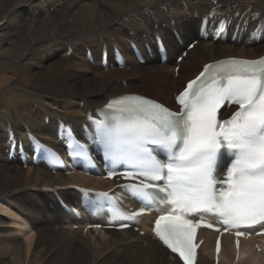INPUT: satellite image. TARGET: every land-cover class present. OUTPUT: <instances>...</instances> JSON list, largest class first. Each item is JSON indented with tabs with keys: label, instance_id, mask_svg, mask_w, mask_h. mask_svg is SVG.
I'll use <instances>...</instances> for the list:
<instances>
[{
	"label": "bare ground",
	"instance_id": "bare-ground-1",
	"mask_svg": "<svg viewBox=\"0 0 264 264\" xmlns=\"http://www.w3.org/2000/svg\"><path fill=\"white\" fill-rule=\"evenodd\" d=\"M204 17L208 35L200 37ZM223 17L232 21L229 35L215 38L211 22ZM157 36L166 46L167 63L159 62ZM193 40L197 44L178 63ZM130 42L143 53L144 64ZM114 46L123 51L126 67L116 66ZM106 51L108 67L102 63ZM263 53L264 0H0V212L25 234L36 232L27 236L25 248L0 213V264H25L24 252L29 255L32 246L28 264H181L152 235L146 216L138 224L143 236L134 229H90L84 236L86 225L99 222L81 209L78 186L110 189L116 183L76 172L53 173L41 164L24 167L19 158L9 159L7 132L13 129L22 140L33 133L61 150L56 141L60 120L80 134L96 109L127 93L174 106L175 94L204 64ZM57 196L79 208L80 217L66 212ZM75 225L80 229L73 230ZM201 236L197 264H214L215 233L203 230ZM255 241H243L235 260L232 239L225 236L219 264H264V239L258 240L262 252Z\"/></svg>",
	"mask_w": 264,
	"mask_h": 264
},
{
	"label": "snow or ice",
	"instance_id": "snow-or-ice-1",
	"mask_svg": "<svg viewBox=\"0 0 264 264\" xmlns=\"http://www.w3.org/2000/svg\"><path fill=\"white\" fill-rule=\"evenodd\" d=\"M206 67L211 71L212 66ZM215 67L210 82L194 88L205 76L202 72L179 94V112L144 98L120 97L117 104L123 106L116 123L95 130L105 160L131 163L139 170L126 177L139 176V185L126 186L134 196L142 190L167 193L161 203L171 204V213L179 210L180 215H161L154 231L186 261L191 248L186 255L185 245L192 233L187 212L220 214L226 223H264V60H231ZM233 103L238 111L218 121V110ZM10 140L14 143V133ZM157 153L165 158L158 159ZM225 159V176L217 179ZM162 177L164 187L144 183ZM139 199L151 206L155 197L145 192Z\"/></svg>",
	"mask_w": 264,
	"mask_h": 264
},
{
	"label": "rangeland",
	"instance_id": "rangeland-1",
	"mask_svg": "<svg viewBox=\"0 0 264 264\" xmlns=\"http://www.w3.org/2000/svg\"><path fill=\"white\" fill-rule=\"evenodd\" d=\"M175 1V0H174ZM99 9H104V8H99ZM193 15H194V17H195V14L193 13ZM183 39V38H182ZM123 40V38L119 41V40H117V42H121ZM193 41H195V40H193ZM193 41H191V42H193ZM205 53V52H204ZM202 54V53H201ZM180 56V55H179ZM202 56H203V54H202ZM177 73H176V76H175V78H177ZM182 83H183V81H182ZM182 85V84H181ZM151 92H154L155 93V95L158 97L159 95H158V93H157V91L156 90H151ZM0 213H2V212H0ZM4 213H2V215H3ZM4 216L6 217V219L10 222L9 224H6V225H8L12 230H14L16 233H15V235L19 238V241H20V243H23L24 244V247L26 248V244H27V236H29L31 233H36V232H34V230H32V231H30L28 234H25L24 233V231H21L18 227H17V225H16V223H14V222H11V218L9 217V215H7V214H4ZM8 216V217H7ZM8 218H10V219H8ZM14 227V228H13ZM73 230H79L80 228H76V227H73L72 228ZM23 230V229H22ZM135 232H138V231H136V230H134ZM21 233V234H20ZM82 233H83V235L84 236H87V234H86V231H82ZM140 235H142V234H140ZM143 236V235H142ZM7 248V247H6ZM4 249H5V246H4ZM32 249H33V246H32ZM31 249V251H30V254L29 255H26V250H25V252H24V255H25V257H24V260H25V264H28V261H29V259H30V256H31V254H32V250ZM19 250V249H18ZM2 256V251H0V257ZM22 258H23V256H22ZM21 257H20V260L23 262V259H22Z\"/></svg>",
	"mask_w": 264,
	"mask_h": 264
}]
</instances>
